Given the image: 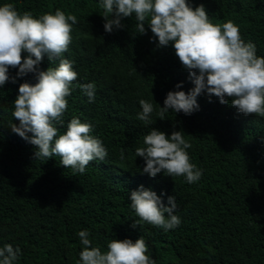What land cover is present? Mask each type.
I'll return each mask as SVG.
<instances>
[{
	"label": "trees",
	"instance_id": "16d2710c",
	"mask_svg": "<svg viewBox=\"0 0 264 264\" xmlns=\"http://www.w3.org/2000/svg\"><path fill=\"white\" fill-rule=\"evenodd\" d=\"M188 2L193 8L203 4L214 24L232 21L241 38L255 43L257 55L264 57V0ZM4 3L35 17L57 9L77 17L68 50L53 62L45 55L38 67L47 70L57 67L59 59L72 61L78 76L57 126L65 132L73 117L91 123L90 134L108 153L82 174L65 168L59 156L35 159L36 146L11 125L19 124L13 116L19 85L34 84L36 77H19L18 68H9L10 79L0 86V247L20 248L15 264H80L81 230H88L92 246L102 252L112 239L135 242L142 237L155 264H264V117L245 116L232 98L221 103L205 93L197 97L198 110L189 115L170 110L161 120L156 112L167 93H187L194 84L172 43L158 46L147 23L145 34H138L133 14L122 20L124 28L106 32L103 0H0ZM90 82L96 85L93 102L79 87ZM141 99L154 105L151 124L137 118ZM153 127L169 136L181 131L191 143L186 151L203 173L197 182L142 171L146 162L135 149ZM141 185L165 204L168 196L175 197L174 214L181 219L177 227L132 226L139 217L130 194Z\"/></svg>",
	"mask_w": 264,
	"mask_h": 264
},
{
	"label": "clouds",
	"instance_id": "9594fccd",
	"mask_svg": "<svg viewBox=\"0 0 264 264\" xmlns=\"http://www.w3.org/2000/svg\"><path fill=\"white\" fill-rule=\"evenodd\" d=\"M101 7L106 32L124 28L122 20L134 14L136 32L145 34L147 23L158 38V46L171 42L182 66L189 70L194 87L187 93L169 91L156 112L159 119H166L165 114L170 110L191 114L199 109L197 97L205 93L209 99L213 95L218 97L221 103L228 102L226 97L232 98L231 104L245 116L264 117V57L257 55L255 43L241 38L239 27L232 21L214 24L203 4L193 8L188 0H103ZM76 23L75 15H66L60 9L54 14L35 17L30 11L21 14L12 3L0 5V86L9 81L10 67L19 69V77L35 74L36 83L19 85L13 112L19 124H12L11 130L36 146L35 159L59 156L65 168L82 174L90 162L103 161L108 153L102 141L90 134L91 123L73 117L65 132L60 133L57 126L63 123L62 116L68 107L66 97L71 95L78 74L68 59H59L57 67L50 65L47 70L38 67L45 55L51 62L63 56L72 43ZM11 79L14 83L16 77ZM79 87L89 102H93L95 83ZM139 104L142 111L137 118L145 125L151 124L154 105L144 99ZM191 147L181 131H172L169 136L153 127L143 137V146L135 149V155L146 162L144 173L152 177L161 172L172 177L183 176L191 184L203 174L190 161L186 149ZM124 158L121 149L120 159ZM130 201L139 217L133 221V227L142 228L147 223L167 231L181 223L174 214L177 203L173 195L167 197L165 204L162 196L141 185L131 191ZM78 235L83 245L80 264H155L142 237L135 242L129 238L112 239L107 251L102 252L100 247L92 246L88 230H81ZM20 253L18 246L4 244L0 247V264H15Z\"/></svg>",
	"mask_w": 264,
	"mask_h": 264
}]
</instances>
